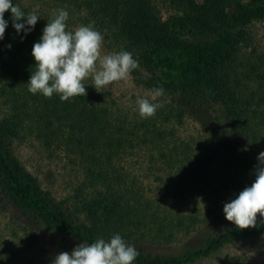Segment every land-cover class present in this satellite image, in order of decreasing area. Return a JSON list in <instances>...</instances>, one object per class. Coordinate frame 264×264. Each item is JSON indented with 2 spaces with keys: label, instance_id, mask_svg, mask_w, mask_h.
Listing matches in <instances>:
<instances>
[{
  "label": "trees",
  "instance_id": "16d2710c",
  "mask_svg": "<svg viewBox=\"0 0 264 264\" xmlns=\"http://www.w3.org/2000/svg\"><path fill=\"white\" fill-rule=\"evenodd\" d=\"M13 4L40 17L25 34L13 28L10 10L4 14L0 214L8 215L11 245H0V264H43L25 258L41 242L38 227L77 244L109 240L118 233L139 252L133 264H198L223 248L246 246L264 235V223L247 229L232 225L198 246H184L179 255L146 247L187 235L197 218L162 209L166 200L150 183H175L178 189L186 183L191 190L202 183L213 191L200 188L196 195L213 201L235 199L250 186L246 179L255 180L257 156L264 151V57L254 48L253 28L264 21V0ZM61 8L69 14V31L94 22L108 53H132L139 67L128 76L129 97L115 94L111 85L97 92L90 79L84 81L85 97L67 101L28 91L35 64L32 47ZM160 86L164 93L153 102L162 107L154 116L141 118L137 98L151 99L149 93ZM186 120L196 125V132L181 137L177 126ZM26 142H35L74 177L68 194L57 196L26 167L19 149ZM127 159L133 160L129 166ZM215 264H247V257H227Z\"/></svg>",
  "mask_w": 264,
  "mask_h": 264
},
{
  "label": "clouds",
  "instance_id": "9594fccd",
  "mask_svg": "<svg viewBox=\"0 0 264 264\" xmlns=\"http://www.w3.org/2000/svg\"><path fill=\"white\" fill-rule=\"evenodd\" d=\"M9 10L17 33L21 30L25 34L30 32L40 17L36 11L26 14L13 4V0H0V40L4 38L8 26L4 14ZM68 15L65 9H57L47 20L39 41L34 43L31 54L35 64L27 82L29 92L40 93L47 98L56 94L61 101L76 96L85 97L86 79H90L95 90L101 92L110 84L127 79L139 67L129 51L102 54L104 37L94 27V22L69 31L66 24ZM163 93L164 89L160 86L149 93L151 99L137 98L135 103L141 118L155 115L162 105L153 101ZM257 161L254 166L255 180L251 186L244 187L235 199L223 206L225 219L238 229L256 227L258 219L264 223V151L258 154ZM138 256L137 249L117 233L109 240L99 238L90 244L81 242L70 252H59L52 264H133Z\"/></svg>",
  "mask_w": 264,
  "mask_h": 264
},
{
  "label": "rangeland",
  "instance_id": "374dc122",
  "mask_svg": "<svg viewBox=\"0 0 264 264\" xmlns=\"http://www.w3.org/2000/svg\"><path fill=\"white\" fill-rule=\"evenodd\" d=\"M201 3L202 0H194ZM253 37L255 39L254 48L257 54L264 57V21L256 23L253 28ZM108 52L102 47V54ZM111 88L115 94L121 92L123 97H129L131 90L129 79L114 82ZM195 124L187 120L177 126L178 132L181 137L195 135ZM20 149V156L26 167L32 172L38 173L41 181L44 184H49L57 196H64L69 192V186L75 179L72 175L67 173V170L62 167L57 159H50L47 154L40 150L39 145L35 142L22 143ZM133 161V160H132ZM130 159L125 161V165L129 166L132 163ZM136 172L137 171L136 169ZM53 176L49 177L48 175ZM48 181V183H46ZM247 184L251 186L252 181L246 179ZM149 188L157 194L162 200H166V211L176 212L179 211L182 215H191L196 218V226L185 236H177L169 243L147 244L151 252L179 255L184 251L185 247H192L200 245L207 236L217 234L230 228L231 222L225 219L223 213V206L225 203L230 202V198L206 200L202 196H197L200 188L203 192L213 191L210 188H204L202 183H197L193 190L189 189L188 184L186 187L181 186L178 189L177 184L168 183L169 185L150 183ZM182 191L179 196L176 191ZM178 196V197H177ZM212 196V195H211ZM227 197V196H225ZM259 217V214H257ZM259 222V219L257 221ZM31 225V224H30ZM9 225L8 215L0 214V245L6 243L7 246L11 245L9 238ZM41 242L33 249L25 253V258L32 261H42L50 259L48 264H52L54 256L62 251H71L77 243L75 241H60L52 233L46 232L38 227L36 229ZM42 251V252H41ZM247 257V264H264V235L254 238L250 244L246 246H239V244L230 245L220 251L214 253L209 259H206L198 264H215L219 260L227 257ZM47 264V263H46Z\"/></svg>",
  "mask_w": 264,
  "mask_h": 264
}]
</instances>
